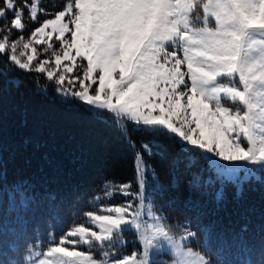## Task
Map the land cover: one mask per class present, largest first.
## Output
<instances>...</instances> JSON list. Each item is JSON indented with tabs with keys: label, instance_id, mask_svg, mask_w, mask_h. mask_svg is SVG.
Listing matches in <instances>:
<instances>
[{
	"label": "snow or ice",
	"instance_id": "6c2138e0",
	"mask_svg": "<svg viewBox=\"0 0 264 264\" xmlns=\"http://www.w3.org/2000/svg\"><path fill=\"white\" fill-rule=\"evenodd\" d=\"M53 7L0 0V69L43 75L66 104L113 127L133 176L105 181L87 201L92 210L77 205L70 216L52 193L39 220L34 198L24 201V214L13 199L0 214V264H212L190 246L196 232L168 223L178 181L170 171L164 183L154 162L171 146L176 170L203 161L208 177L193 172L188 186L220 184L217 202L227 184L240 196L252 174L264 182V0H60ZM117 197L122 202L113 203ZM248 230L244 224L239 235ZM249 250L247 264H264V229Z\"/></svg>",
	"mask_w": 264,
	"mask_h": 264
},
{
	"label": "trees",
	"instance_id": "16d2710c",
	"mask_svg": "<svg viewBox=\"0 0 264 264\" xmlns=\"http://www.w3.org/2000/svg\"><path fill=\"white\" fill-rule=\"evenodd\" d=\"M59 2L44 0L43 4L55 10L53 5ZM0 72V214L9 211L13 199L17 210L24 214V201L34 198L41 208L36 214L39 220L50 203L47 194L52 193L65 215L70 216L77 205L92 210L87 201L105 181L123 183L132 178L131 156L113 127L95 120L82 108L77 110L66 104L41 74L3 69ZM173 149L171 146L166 159L157 158L154 162L164 183L172 179L170 171L175 172L178 181L170 197L175 203L165 212L171 217L168 223L196 232L191 245L211 257L212 264H247L254 258L249 245L259 243L264 229V182L252 175L240 196L232 184H227L225 199L217 202L215 193L222 187L220 184L209 186L201 182L199 186H188L193 172L208 177L207 171L201 172L203 161L191 169L181 165L176 170L171 163ZM45 156L52 164H44ZM27 214L32 216L31 211ZM78 220L84 222L82 216ZM244 224L249 230L241 237Z\"/></svg>",
	"mask_w": 264,
	"mask_h": 264
},
{
	"label": "rangeland",
	"instance_id": "374dc122",
	"mask_svg": "<svg viewBox=\"0 0 264 264\" xmlns=\"http://www.w3.org/2000/svg\"><path fill=\"white\" fill-rule=\"evenodd\" d=\"M44 1V0H43ZM41 58H43V57H41ZM1 70V69H0ZM7 76V78L9 79V80H11V81H13V82H15V83H17L18 82V79L17 78H14L13 76H9V75H6ZM241 176H243L244 174L243 173H241L240 174ZM253 176H256L257 174H252ZM122 199L123 198H120V197H117L115 200H118L119 202H122ZM114 200V201H115ZM113 202V201H112ZM119 202H117V203H119ZM114 203V202H113ZM179 234V233H178ZM126 239H128V240H131V239H133V237L131 236V235H128V236H126L125 237ZM190 246H192L191 245V242H190ZM132 247H133V245H131V244H129L128 245V248L126 249L127 251H131L132 250ZM138 247V246H137ZM193 247V246H192ZM193 249L195 250V251H201V250H197V249H195L194 247H193ZM202 252V251H201ZM202 254H204L203 252H202Z\"/></svg>",
	"mask_w": 264,
	"mask_h": 264
}]
</instances>
